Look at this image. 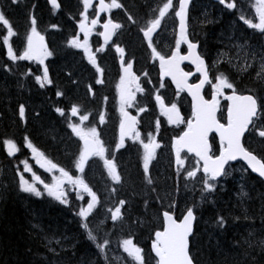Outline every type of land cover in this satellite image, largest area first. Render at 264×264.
Instances as JSON below:
<instances>
[{"label": "trees", "instance_id": "obj_1", "mask_svg": "<svg viewBox=\"0 0 264 264\" xmlns=\"http://www.w3.org/2000/svg\"><path fill=\"white\" fill-rule=\"evenodd\" d=\"M0 2L8 6L13 22H25L31 0ZM70 3V0H62V10L69 12L72 9L67 7ZM132 5L137 8L136 4ZM42 10L45 9L39 3L37 13L41 15ZM224 11L217 16L205 10L203 15L207 22L210 17L216 21L210 25L202 22L199 27V35L203 37L201 46L209 51L215 46L231 49L227 45L230 35L244 39L252 32L228 8ZM63 26L67 32L72 29L66 16ZM126 40L138 41L134 32ZM61 43L62 39L58 41ZM56 49L59 58L52 66L53 76H58L55 82L65 88L68 98H76L80 94L77 85L75 88L77 60L58 45ZM28 82L30 79L22 76L21 69L14 70L5 58L0 35V264H114L107 252L104 227L97 224L100 213L94 211L91 215L96 218L95 227L88 224L89 231L81 229V214L76 211L82 208L78 204L83 199L77 200L74 196L64 208L58 199L47 197L49 193H44L39 184L31 190V178L18 168L26 158L20 160L8 152L13 143L21 145L24 133L56 155L50 159L56 165L62 162V148L66 147L68 151L70 148L59 119L50 109V104L59 101L54 99L53 88L48 89L49 93L31 90ZM81 93L84 95L85 90L81 89ZM20 103L26 105L24 123L18 117ZM19 173L22 174L20 180ZM133 180H130L132 190L127 195L128 204L135 207L133 214L146 222L157 219V214L150 215L157 210L146 202L149 201L148 190L141 187L138 180L135 183ZM237 184L229 182L225 189L217 190L211 201L197 206V221L190 240L195 264H264V184L252 174L243 184ZM135 188L142 194L146 192L147 200H143L142 195L136 199L132 194ZM130 226L136 239L151 235L148 228H140L135 221L130 220ZM91 228L98 240L94 236L92 241L86 240L84 233L91 234Z\"/></svg>", "mask_w": 264, "mask_h": 264}, {"label": "flooded vegetation", "instance_id": "obj_2", "mask_svg": "<svg viewBox=\"0 0 264 264\" xmlns=\"http://www.w3.org/2000/svg\"><path fill=\"white\" fill-rule=\"evenodd\" d=\"M97 12L98 8H86L83 13L94 16ZM100 17L97 16L94 22L100 21ZM123 20L128 21L127 18ZM192 21V30L195 27H200L196 18ZM97 28L99 27L97 26ZM134 29L137 30L135 27ZM137 35L138 41L127 40L125 45L128 49L132 47L134 42L139 43L141 54L134 53L135 65H119L116 68L113 64L105 61V72L106 69L112 68L113 71L115 70L113 73L118 74L116 77L114 74L112 75V80L115 82L110 91H105L108 88L102 87L103 93L99 95V86L94 84L93 75L83 79V76L88 72L83 65H80L79 77L75 83V86H80V94L76 97V105L81 119L83 114H87L86 119L93 121V134L90 140L86 139L88 146L84 155H82L84 145L83 133L80 130L74 149L75 156H84L88 160V155L92 153L93 157L90 158L85 173L93 177L100 176L98 168L101 167L102 170L104 164L110 161H116L120 167L127 163L124 171L129 180L133 179L134 176L138 177L137 170L142 176L147 166L153 167L156 171L162 169V167L168 165V159L171 158L170 141L174 134L173 130L180 128L181 124L192 118L190 104L182 92L175 90L173 86L171 87L166 79H160L157 62L155 58L151 59L152 53L150 54L149 63L146 61L142 54V45L146 46V44L140 40L138 33ZM107 50H110V47ZM106 51L104 54H106ZM206 54L211 59L212 54L215 53H209L206 49ZM261 55L264 57V54ZM257 67L258 64L250 66L246 64L245 67L237 66V84L243 88H250L255 93L259 104L257 117L243 136V146L264 161V96L257 91L258 87L264 91V68H262L264 63L262 62L261 69L255 72ZM183 68L187 72L193 71L188 65H183ZM220 68L222 67L217 64L216 59H211L210 71L221 70ZM255 73H258V75L256 76ZM196 80L197 76L193 75L190 82ZM88 84H91L90 90L87 87ZM221 88L222 82L212 77L210 84L205 88V95L209 96L214 90L221 91ZM81 89L85 90L84 95L81 93ZM209 92L210 94H208ZM84 108L88 109L89 112L84 113ZM174 111H176L177 116L172 118L169 112ZM127 114L133 116L138 122V128L131 135L122 137L118 127L122 118ZM117 143L120 146L115 150ZM210 143L213 149L220 147L213 135L210 136ZM70 156L72 155L65 156L64 154L63 158L66 159ZM235 165H240V163L235 162L229 167ZM194 173V170H192L188 175L194 176Z\"/></svg>", "mask_w": 264, "mask_h": 264}, {"label": "water", "instance_id": "obj_3", "mask_svg": "<svg viewBox=\"0 0 264 264\" xmlns=\"http://www.w3.org/2000/svg\"><path fill=\"white\" fill-rule=\"evenodd\" d=\"M189 1L190 0H184V5H186ZM183 20L185 21L184 17ZM180 61L181 59L179 60V64ZM169 71L170 73H173L172 71L174 70L170 68ZM181 85H183L184 88L187 89L190 96L194 99V106L199 111L198 119L195 120V122H193L190 126L193 128V131H189L188 135L191 136L190 138L201 141L202 145L207 146L206 139L207 133L209 131L215 130L220 135L222 132V126H219L215 118L217 103L214 102L213 105L211 104L209 107V103H204L200 99V90L198 92L195 91L192 87L186 86L185 84ZM228 100V115L231 120H235L237 116L241 117L247 115L254 109L255 103L254 100L252 101L250 96L232 94L228 97ZM207 124H209L210 127H207ZM202 125H204L205 127H202ZM223 129L227 131L228 127ZM229 132L231 133L230 136L232 138L228 139L227 153L233 151L232 148H234L235 150V147L236 145H239L240 140V133L233 132L231 129H229ZM202 159L203 161H205L203 157ZM250 168L258 175H261V177L264 179V167L261 165V163L254 162L252 163ZM193 221L194 215H192L190 211L186 213L181 222L174 221L172 215L164 216V231L156 232L155 234L162 247H158L156 244L152 245L153 252L158 257V264H192L187 253V239L192 233Z\"/></svg>", "mask_w": 264, "mask_h": 264}, {"label": "rangeland", "instance_id": "obj_4", "mask_svg": "<svg viewBox=\"0 0 264 264\" xmlns=\"http://www.w3.org/2000/svg\"><path fill=\"white\" fill-rule=\"evenodd\" d=\"M140 1H143V3H141ZM231 1L237 2V0H231ZM70 2H71L70 5H68L67 7H72V9L70 10V11H72L74 6H75V1L70 0ZM146 2H148V3H146ZM153 2H156V1H154V0H139V1L135 2V4H136L135 6H137V8L135 7V10L137 13L136 17H138V20H141L142 15H144L146 11L150 10V8L152 6L151 3H153ZM240 2H244V3H247L250 5L249 7H251V8L249 9V12H250L251 17L257 18L260 16L264 20V0H240ZM237 5H238V3H237ZM41 7L45 9L44 5H41ZM249 7H246V8H249ZM261 8H262V10H261ZM239 10H240L239 11L240 13L244 12L242 7ZM204 13H205V10L203 9L196 14V20H197L198 25H200L202 22L207 23L209 25L216 23V21H213L211 19V17L209 18L208 22L205 21V16H203ZM218 15L219 14L217 13V16ZM38 16L40 19H45V17L47 16L46 10H42L41 15L38 14ZM24 24H25V22H20L19 24H17L18 28L21 29L24 26ZM21 33H22V31H18V34L20 35V39H19V42H17V44L20 48V50H19L20 55L32 58L33 62L37 63L36 57H34L33 55H34V52L37 50V48H39V45H41V43L40 42L37 43V38H34V39L30 38V35L32 34V29H30L28 31L25 39L23 38V36H21ZM228 33H229V31H228ZM168 34H169V26H168V24H166L165 33L162 35L161 38H159V40L167 41L168 40ZM59 37H61V36H59ZM59 37H57V38H59ZM57 38H55V40H54V43L56 45H58V41L61 42V39H62V38L61 39H57ZM232 38H233V34L227 38V40L228 39L230 40L227 42V45L230 46L232 53L229 54V51H222V52L217 53V54H212L211 59L226 58V60L228 62H230L231 64H233L234 67H237L239 65L242 67H245L246 64L248 66L258 64V67L255 70V72H258L257 70L261 69L260 65H262V62L264 63V57L261 55V54H264V51L261 48H259L256 44L251 45V43L248 41L242 42L241 40H239L238 37L236 38V40H233ZM130 50L133 51V53H135V54H141V49H140L139 43H137V42H134L132 44V47L128 48V51H130ZM213 52L216 53L215 50ZM75 63H76L75 68H76V75H77L76 78H78L79 77L78 74L80 73L79 70L81 68H80V65L77 61H75ZM107 63L111 64V62L109 60H107ZM262 68H264V67H262ZM112 73H113L112 68L106 69V81H107V83H110ZM255 75L257 76L258 73H255ZM88 76H89V74L86 73L83 76V79L88 78ZM217 80L221 81L222 83L225 82L224 80H222L220 78ZM77 90L80 91V86L77 87ZM257 91L262 96H264V91L262 89L258 88ZM62 150H63V153L65 154V156L68 155V150L66 149V147H64V149L62 148ZM128 180H129V178H128ZM130 183L131 182L129 180L127 182V186H130ZM196 183L198 185H199V183H202L207 190H210V189L216 187V184L210 182L209 180H207L205 178H203L202 180H199V183L198 182H196ZM173 191L174 190H172L168 186L167 190L162 193V197L164 198V200L166 199V201H164V202H165V204H167V206L172 205V202L169 201V197L174 196ZM136 193H137V195L140 194L143 197H145L144 195H146V192H143V194L141 192H139V193L138 192H132L133 195H135ZM181 194H183V192ZM167 195H168V197H167ZM188 201L196 202V200H194L192 198V196H190L188 199H186V197H183V195H182L180 197V201L178 204L185 206ZM155 214H156L155 211L151 213V215H155ZM125 251L128 254H131L133 257H137V255H138V249H136L135 247H130L129 245L125 248ZM111 252L113 254V258L115 259V261H117L119 264H122L124 261L123 259H125L124 254L120 253L117 248H111Z\"/></svg>", "mask_w": 264, "mask_h": 264}, {"label": "bare ground", "instance_id": "obj_5", "mask_svg": "<svg viewBox=\"0 0 264 264\" xmlns=\"http://www.w3.org/2000/svg\"><path fill=\"white\" fill-rule=\"evenodd\" d=\"M154 1H157V0H154ZM134 37L137 39V40H139V38H138V35H137V33L136 32H134ZM247 36L246 37H244V39H242V40H247ZM130 54H132L131 53V50H130V52H129ZM132 55H134V54H132ZM244 186V185H243Z\"/></svg>", "mask_w": 264, "mask_h": 264}]
</instances>
